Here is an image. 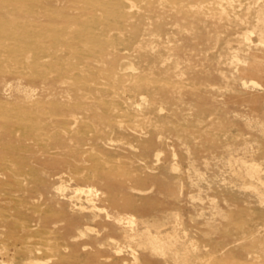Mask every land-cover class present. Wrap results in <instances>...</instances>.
I'll return each instance as SVG.
<instances>
[{
    "label": "rangeland",
    "instance_id": "obj_1",
    "mask_svg": "<svg viewBox=\"0 0 264 264\" xmlns=\"http://www.w3.org/2000/svg\"><path fill=\"white\" fill-rule=\"evenodd\" d=\"M148 1L151 0H146L145 3L144 0H137V6L140 8L129 9L131 15H135L136 11L146 14ZM199 1L188 0L187 3L191 7L192 2H195L194 5L200 3L196 4L198 7H192L196 11H205V14L199 15L198 18L204 20V23H224L226 29L211 26L207 27L209 30L201 31L199 24L192 21L187 25V30L182 28L183 23L178 22V19L167 15L161 17L159 26L145 20L148 30L140 33L139 46L116 42L112 53L117 59H121L118 73L127 77V74L136 71L140 77V87L134 81L135 78L130 77L119 78L114 87L112 80L99 73L104 63L100 65L93 62L91 58H87L85 51L82 60L76 62L78 65L66 66L70 68H67L69 73L66 76L56 72L50 74H53L50 80L52 79L54 85L45 86L23 78L11 80L12 86L18 84V88L6 90L0 87V264H27L24 260L29 255L42 259L45 264H135L136 261L137 264H264V102L257 105L247 99L249 94H254L259 87H264V73L242 74L240 68L245 65L236 62L234 58L235 55L244 56L241 41L246 38L257 40L261 37L258 28L264 25V9L261 10L260 7L256 16L251 17L246 8L252 5L260 6L264 0ZM0 2L2 11L4 7L20 10L28 8L25 0ZM97 12L102 14V10ZM14 16V13H8L11 19H14ZM108 16L104 14L102 19ZM132 19L133 22L137 21L136 17ZM169 19L173 22L168 21ZM49 22H53V25L55 20ZM105 22L101 20V23ZM106 28L108 30L102 32L100 28L95 27L99 36L88 33L82 40H87L85 42H88L90 48L100 49L105 46L106 40L120 35L117 27L109 25ZM128 28L132 30V26ZM176 31L181 33L176 34ZM85 42L79 41V44ZM206 42H209V45ZM140 45L144 50H141ZM254 51L257 55L264 53V43L259 44ZM161 52L166 55L163 56ZM141 53L149 54L150 57H139ZM27 59L25 55L12 54L8 49L0 53V65L6 63L8 68L32 73L33 65L28 63ZM178 60H182L181 63H178ZM77 68H89L98 78L94 76L77 80ZM138 68L140 72L137 71ZM223 69L226 71L223 72ZM199 74L203 76L198 78ZM241 75L242 78L239 77ZM159 82L162 84L159 85ZM85 83L90 88H85ZM76 87L82 88V91L78 92L82 98L73 101L67 97L72 106L75 107L79 101L97 103L100 99L103 102L119 103L115 107L116 115L119 116L114 119L125 124L124 129L131 134L143 131L142 128L151 133L155 128L163 130L166 144H158L149 151L142 142H136L135 137L129 138L128 142L127 139L114 135V143L111 142L113 146L103 144L106 150L112 151L108 153L105 148L101 152L100 140L94 138H88L83 143H73L71 139H67L66 144L56 142L48 133L51 131V135L63 134L62 128L59 125L54 128L51 122L54 117H51L50 105L45 104V101H55L57 98L66 100V91ZM247 91H250L249 94ZM142 96L145 99L141 100ZM197 101L201 103L200 106ZM193 104L196 107H193ZM80 113L82 126L74 129L68 126L66 129L74 131L73 133L94 135L91 133L95 132V114L84 110ZM166 117H169L168 121L164 122ZM161 122L162 126L159 124ZM25 128H28V133H25ZM108 128L111 129L110 126H102V133H106V129L111 133ZM185 128L192 133H186ZM192 134L195 136L192 143L194 146L189 150L186 144H191L193 138L189 141L186 136ZM19 135L20 137H17ZM63 135L65 138L70 137L66 133ZM80 145L85 148L87 154L78 156L73 152V149H78ZM247 148L251 152L245 155L243 150ZM230 152L234 153V157ZM242 156L260 163V168L263 169L259 173L262 184L259 179L254 180L252 184L253 180L243 183L238 171L240 162L235 160L236 157ZM99 163L101 166H120V171L115 172L116 175H103L100 177L102 180L98 178L101 185L97 181L79 182L78 173L82 174L81 169L86 168L83 175H87L92 173ZM111 177H116L114 184ZM138 178L139 182L136 181ZM111 181L113 186L118 183L117 187L115 186L117 191L112 193L117 195L112 197L113 195L109 194L102 200L103 194L100 190H104L108 183L109 186ZM94 183L97 184L96 187ZM249 184L253 186L249 187ZM61 185L68 186L65 195L58 190ZM80 185H91L94 195L97 194L96 204L99 211L92 212L91 216L95 218L90 216L87 221L83 217L75 220L77 218H71L69 214L73 212L74 203L79 204L75 200L69 205L76 187ZM128 194L130 202L127 200V203L133 204L129 207L124 206L123 202L128 199L124 198L128 197ZM116 197L120 199L118 204ZM134 197L137 198L135 202ZM81 202L88 205L85 198ZM87 224L92 226L89 231ZM27 225L32 228H26ZM77 228L85 233L76 238ZM52 229L55 235L51 233ZM155 235L175 243V246L162 253L152 246L155 244ZM130 244L135 248L130 247Z\"/></svg>",
    "mask_w": 264,
    "mask_h": 264
},
{
    "label": "bare ground",
    "instance_id": "obj_2",
    "mask_svg": "<svg viewBox=\"0 0 264 264\" xmlns=\"http://www.w3.org/2000/svg\"><path fill=\"white\" fill-rule=\"evenodd\" d=\"M137 0H25L26 6L28 8H26L27 10H20V8H14V9H10L9 7H4L3 11L2 9H0V53L4 52L5 49H8L12 54H21V55H25L26 59L28 60L27 62H31L33 65V72L28 73V72H21L18 70H14L11 68H8V64H2L0 65V87L2 89H6V90H12V88H18V84H14V86H12L11 84V80L12 81H17L20 79H27L30 81H34V82H40L42 84H44L45 86H48L52 83V79L50 80V78L53 76H50L51 73L56 72L59 73V75L61 76H66L67 73H69L68 71L70 70L69 67H66L67 65H73L76 64L77 61H81L83 55V51L86 52V56L87 58H91L90 60H92L93 62L96 63H100V65L102 64V62L104 63V65L101 67V69H99V73H101L102 75H104L108 80H112L111 83H113L112 85H115L118 83L117 81H119L122 77V79H125L127 77L130 78H135L134 81H136V84L138 87L141 86V84H139V79L140 77H138V75L136 74V71L134 73H129L127 74V77L120 75V73H118V66L121 63V59H117V57L115 56V54L112 53L113 48L115 47L116 42H123L125 44H127L128 46H135L138 45V37H140V33H142V31H147L148 30V23L145 20H149L151 21V23H153L154 25L159 26L160 22L159 20L162 19L161 17L167 16V15H171L173 17H175L176 19H178V22L183 23L182 28L183 29H187L188 30V26L190 22H197L200 26L201 31L204 30H209L207 29V27H215V28H225L226 29V24H219L218 22H213V23H204V20H202L201 18L199 19V15L205 14V11L203 9L201 10H193V6L198 7V4L196 6V4L194 5V3L196 2H192L193 6L191 7V5L189 6L187 3L188 0H181V1H177V0H151L148 1V4L146 5L148 7V11L146 14H141V12L136 11L134 12L135 15H131V11L132 9L135 8H140L139 6H137L136 3ZM146 0H144L145 3ZM194 1V0H193ZM201 1V0H200ZM199 1V2H200ZM203 1V0H202ZM58 2H61V4H58ZM206 2V0L204 1ZM203 2V4H204ZM1 3V2H0ZM191 3V4H192ZM202 4V5H203ZM206 4V3H205ZM1 5V4H0ZM144 5V4H143ZM164 6V7H162ZM205 6V5H203ZM252 5L249 6L248 8H246L248 10V14L251 17L256 16L257 12L259 11V8L261 7V10L264 9V3L262 5ZM162 7V8H161ZM207 7V6H205ZM1 8V7H0ZM208 8V7H207ZM210 8V7H209ZM10 9V10H8ZM130 9V10H129ZM235 11V8H233ZM102 10V14L99 15V13L97 11ZM142 10V9H141ZM8 13H14V19H11L10 17H8ZM104 14L109 15L106 19H102V17L104 16ZM133 17H136L137 21L133 22L134 19H132ZM132 19V20H131ZM50 20H55L54 24L51 25V23L53 22H49ZM101 20H105V23H101ZM168 21H172L171 19H169ZM173 22V21H172ZM109 25L115 26L117 27V29L120 32V35L117 36L115 39H108L105 41V46L101 47L100 49L98 48H90L88 45V42H85L87 40H82L83 37L86 36V34H91L92 36H99L97 32V30L95 29V27H98L101 29L102 32L107 31L108 29L106 27H108ZM177 25V24H176ZM192 25V24H191ZM194 25V24H193ZM132 26V30H130L128 27ZM151 26V25H150ZM196 26V25H195ZM198 26V25H197ZM258 26V25H257ZM256 26V27H257ZM177 27V26H175ZM178 28V27H177ZM191 28V26H190ZM189 28V29H190ZM194 28V27H193ZM199 28V27H198ZM174 29V28H173ZM192 29V28H191ZM190 29V31H191ZM260 30V38L257 40H252L250 38H246L245 41H241L243 47L241 49H243V53L244 56H234L235 61L236 62H240L243 63V65L240 68L241 73L242 74H261L264 73V53L257 55L256 51H254V49L259 46V44L264 43V25L260 26L258 28ZM169 30V29H168ZM167 30V31H168ZM223 30V29H222ZM88 31V32H87ZM157 31V30H156ZM95 32V33H94ZM159 32V31H158ZM177 32V31H176ZM165 33V32H164ZM175 33V30H174ZM181 33V32H177L176 34ZM185 33V32H184ZM204 33V32H203ZM229 33V32H228ZM148 34V33H147ZM145 34V35H147ZM161 34V33H160ZM193 34V33H191ZM190 34V35H191ZM198 35V34H197ZM151 36V35H150ZM196 36V35H195ZM199 36V35H198ZM208 36V35H207ZM193 37V36H192ZM172 38V37H170ZM198 38V37H196ZM148 39V38H147ZM165 40H168L166 38H164ZM206 39V38H205ZM173 40V39H172ZM218 40V39H217ZM224 40V38H223ZM230 40V39H229ZM79 41L81 42H85L84 44H79ZM154 41V40H152ZM175 41V40H173ZM206 41H209V39H206ZM214 41V40H213ZM10 42V43H9ZM196 42V41H195ZM218 42V41H217ZM216 42V43H217ZM259 42V44H258ZM150 44H152V42H149ZM148 43V44H149ZM159 43V42H158ZM172 43V42H171ZM193 43V42H192ZM209 42H206L207 45ZM215 43V42H213ZM222 43V42H221ZM224 43V42H223ZM140 44V41H139ZM143 44V43H142ZM149 44V45H150ZM156 44V43H155ZM226 44V42L224 43ZM149 45H147V47H149ZM120 46V45H119ZM139 46V45H138ZM152 46V45H150ZM160 46V45H159ZM188 46V45H187ZM89 47L88 49L84 50L83 48ZM154 47V46H153ZM174 47V46H172ZM141 48V45H140ZM150 48V47H149ZM207 48V47H206ZM118 49V48H117ZM136 49V48H135ZM143 48H141L142 50ZM154 49H156L154 47ZM195 50V48H193ZM116 50V49H114ZM121 50V49H120ZM125 50V49H124ZM144 50V49H143ZM146 50V49H145ZM175 50V49H174ZM173 50V52L175 53V51ZM189 50V49H188ZM197 50V49H196ZM117 51V50H116ZM128 51V50H127ZM135 51V50H134ZM147 51V50H146ZM172 51V50H171ZM185 51V50H184ZM122 52V51H121ZM139 52V51H137ZM129 53V52H128ZM135 53V52H134ZM163 54V52H161ZM208 53V52H207ZM170 54V53H169ZM190 54V53H189ZM123 55V54H122ZM131 55V54H130ZM134 55V54H133ZM132 55V57H133ZM147 55V54H146ZM146 55L144 53H141L139 57H146ZM166 55V54H165ZM163 54V56H165ZM135 56V55H134ZM147 56L150 57V55L148 54ZM192 57V56H190ZM178 59V58H177ZM18 60V59H16ZM124 60V59H123ZM140 60V59H139ZM176 60V59H175ZM180 60V59H179ZM178 60V61H179ZM21 61V60H20ZM88 61V60H87ZM169 61V60H168ZM168 61L166 63H168ZM177 61V62H178ZM182 61V60H181ZM181 61H179L178 63H181ZM184 61V60H183ZM207 61V60H206ZM143 62V61H142ZM150 62H152L150 60ZM175 65L176 61H174ZM185 63V61H184ZM189 63V62H188ZM245 63V64H244ZM91 64V63H90ZM227 64V63H226ZM78 65V64H76ZM82 65V64H81ZM163 65V63H162ZM84 66V65H82ZM89 66V65H88ZM133 66V64H131V67ZM155 66V65H154ZM161 66V65H160ZM159 66V67H160ZM164 66V65H163ZM181 66V65H180ZM224 66V65H223ZM230 66V65H229ZM90 67V66H89ZM166 67V66H165ZM203 67V66H202ZM8 68V69H6ZM67 68H69V70H67ZM177 68V66L175 67ZM232 68V67H231ZM73 71L74 68H72ZM79 70V72L77 71L76 77L77 80L80 79H89L88 77H96V73L93 72L91 69H84V68H77ZM135 69V68H134ZM132 67V70H134ZM157 70V69H156ZM162 70V67L161 69ZM230 70V69H228ZM227 70V71H228ZM139 71V68L138 70ZM207 71V70H205ZM226 70L223 69V72H225ZM231 71V70H230ZM140 72V71H139ZM163 72V70H162ZM195 72V71H194ZM200 72V71H199ZM202 72V71H201ZM74 73V72H72ZM76 73V72H75ZM154 73V72H153ZM159 73V72H158ZM161 73V72H160ZM165 73V71H164ZM182 73V72H181ZM198 73V72H196ZM168 74V73H167ZM224 74V73H223ZM227 75L231 76L230 74L226 73ZM234 74V73H233ZM73 75V74H72ZM71 75V76H72ZM75 75V74H74ZM99 75V74H98ZM178 76V74H176ZM195 75V74H194ZM141 76V75H140ZM203 75H197L198 78H201ZM223 76V75H222ZM228 76V77H229ZM73 77V76H72ZM102 77V76H101ZM152 78L154 76H151ZM181 77V76H179ZM185 77V76H184ZM232 77V76H231ZM240 78H242V75L239 76ZM98 78V77H96ZM95 78V79H96ZM157 78V77H156ZM164 78V77H163ZM166 78V77H165ZM239 78V80H240ZM76 79V78H75ZM95 79H93V81H95ZM106 79V80H107ZM149 79V77H148ZM147 79V80H148ZM162 79V78H161ZM174 79V78H173ZM227 79V78H226ZM238 79V78H236ZM55 80V79H54ZM133 80V79H132ZM169 80V79H168ZM184 79V83H185ZM202 80V79H201ZM263 80V79H261ZM58 81V80H57ZM70 81V80H69ZM91 81V80H90ZM142 81V80H141ZM199 81V80H198ZM206 82V80H204ZM75 82V81H74ZM82 82V81H81ZM103 82V81H102ZM106 82V81H105ZM104 82V83H105ZM124 82V81H123ZM149 82V81H146ZM183 82V81H182ZM187 82V81H186ZM189 82V81H188ZM227 82V81H226ZM60 83V82H59ZM58 83V84H59ZM174 84V81L172 82ZM180 84H182L181 82H179ZM183 83V84H184ZM201 83V82H200ZM199 83V84H200ZM251 84V82H249ZM91 84V83H90ZM93 84V83H92ZM145 84V83H144ZM162 84V83H161ZM159 82V85H161ZM179 84V85H180ZM186 84V83H185ZM190 84V83H189ZM249 84V85H250ZM36 85V84H35ZM54 85V84H53ZM57 85V82H56ZM85 88H90L86 83L84 84ZM123 85V84H122ZM178 85V83H177ZM187 85V84H186ZM184 85V87L186 86ZM191 85V84H190ZM188 85V86H190ZM234 85V84H232ZM238 85V84H237ZM243 85V84H241ZM240 85V86H241ZM256 85V84H255ZM59 86V85H58ZM73 86V85H72ZM75 86V85H74ZM73 86V87H74ZM95 86V85H94ZM195 86V85H194ZM212 86V85H211ZM236 86V85H235ZM244 86V85H243ZM42 87V85H41ZM64 87V86H63ZM66 87V86H65ZM109 87V86H108ZM123 87V86H122ZM168 87V85H167ZM197 87V86H196ZM234 87V86H233ZM251 87V86H250ZM53 88V87H52ZM57 88V87H56ZM68 88V85H67ZM84 88V87H83ZM144 88V87H141ZM182 88V87H181ZM199 89V87H197ZM42 89V88H41ZM44 89H47L44 87ZM55 89V88H54ZM82 88L80 87H76L73 89H68L67 92V96L65 97L64 94L63 96L65 97V99L68 97V99L73 100L74 99H79L82 98L80 97V95H78V92L81 90ZM107 89V88H106ZM145 89V88H144ZM153 89V88H152ZM156 89V88H155ZM164 89V88H163ZM180 89V88H179ZM192 89V88H191ZM239 89V88H238ZM253 89V87H252ZM50 90V89H49ZM59 90V89H58ZM66 90V89H65ZM93 90V89H92ZM100 90V89H99ZM119 90V88H118ZM158 90V89H157ZM184 90V89H183ZM194 90V89H192ZM209 91H211L210 89H208ZM241 90V89H240ZM43 91V90H41ZM57 91V90H56ZM63 91V90H62ZM82 91V90H81ZM149 91V90H148ZM153 91V90H152ZM161 91V90H160ZM164 91V90H163ZM167 91V90H166ZM237 91V90H236ZM40 91H38L39 93ZM54 92V91H53ZM52 92V94H53ZM110 92V91H109ZM157 92V91H156ZM205 92V91H204ZM239 92V91H238ZM242 92V91H241ZM240 92V93H241ZM250 92V91H249ZM249 92L247 91V93L249 94ZM261 92V93H260ZM2 93V92H1ZM41 93V92H40ZM57 93V92H56ZM61 93V90H60ZM64 93V91H63ZM80 93V92H79ZM177 93V92H176ZM180 93V92H179ZM245 93V92H244ZM51 94V95H52ZM58 94V93H57ZM105 94V93H104ZM112 94V93H111ZM116 94V93H115ZM178 94V93H177ZM205 94V93H204ZM41 95V94H40ZM55 95V94H54ZM139 95L141 96V94L139 93ZM148 95V93H147ZM175 95V94H174ZM179 95V94H178ZM177 95V96H178ZM243 95V93H242ZM48 96V95H47ZM61 96V97H63ZM161 96V95H160ZM182 96V95H181ZM196 96V95H195ZM245 96H247V94L245 93ZM249 97H247V99L251 100L252 102H254L255 104L259 105L262 102H264V87H259L257 89V92H255L254 94H249ZM46 97V96H44ZM84 97V96H83ZM146 97V96H145ZM156 97V96H155ZM163 97V96H162ZM241 97V96H240ZM143 96L141 97V100H143ZM147 98V97H146ZM127 99V98H125ZM145 99V98H144ZM157 99V98H156ZM163 99V98H162ZM46 100V99H45ZM52 100V99H51ZM45 101V104L50 105V115L51 117H54V120L51 121L54 128L57 127V125L61 126L63 134L66 133L67 135L69 134L70 137L65 138V135H63L62 133H56V135H51V131L50 136L59 143H64L66 144L68 142L69 139L73 140L77 142V143H83L86 139L88 138H94L96 140H100V146L99 148H102L101 152H103V149L105 148L103 146V144L106 145V143L110 146H113V144L111 143L113 141V137L114 135H119V138L121 139H127L126 141L130 142L129 138H133L135 137V141L137 142H142V144H144V146L146 147L147 150H151L154 146H157L158 144H164L165 140L163 138V130L159 131L155 128V130L151 131L149 130H145L142 128L143 131L138 132L135 134H131L127 131V129H124L125 124L123 125V123H121V121L119 120H115L114 118L117 114V111L115 109L116 106L119 105V103H114L112 101H106L103 102L101 101V99L99 100L100 102L97 101V103L95 102H77L78 104H76V106H72V102H70V100H59V98H57L55 101ZM86 100V99H85ZM152 101H154L153 99H151ZM77 101V100H75ZM96 101V100H95ZM161 101V100H160ZM10 102V101H8ZM163 102V100H162ZM170 102V101H169ZM176 102V101H175ZM198 102V101H197ZM23 103V102H22ZM75 103V102H73ZM94 103V104H93ZM132 103V102H131ZM138 103V102H137ZM143 102H140V104ZM172 103V102H171ZM170 103V104H171ZM11 104V103H10ZM144 104V103H143ZM142 104V105H143ZM147 104V103H146ZM175 104V103H174ZM201 104L198 102V105ZM149 105L152 106V104L150 103ZM154 105V104H153ZM193 107H196L195 104H193ZM38 106V105H37ZM131 106V105H130ZM200 106V105H199ZM204 106L201 105V107ZM44 107V106H43ZM42 107V109H43ZM120 107V106H119ZM141 107V105H140ZM139 107V108H140ZM159 107V106H158ZM158 107H156L158 109ZM176 107V106H175ZM45 108V107H44ZM143 108V106H142ZM140 108V110L142 109ZM162 109V107H160ZM39 109V107H38ZM167 109V108H166ZM45 110V109H44ZM43 110V111H44ZM81 110H84L85 112H90V113H94V120L96 119L97 121L94 123L95 127V132L91 133L94 135H90L89 133H81L79 134L78 132L73 133L72 130L69 131V129H66L68 126L71 129L74 128H78L81 125V121H80V117L79 115L81 114ZM103 110V111H102ZM143 110V109H142ZM147 110V109H146ZM163 110V109H162ZM161 110V111H162ZM165 110V109H164ZM163 110V111H164ZM174 110V109H173ZM38 111V110H37ZM156 111V110H155ZM159 111V110H158ZM160 111V112H161ZM167 111V110H166ZM46 111H44L45 113ZM168 112V111H167ZM181 112V111H179ZM178 112V113H179ZM191 112V111H190ZM49 113V112H48ZM159 113V112H157ZM162 113V112H161ZM176 113V114H178ZM46 114V113H45ZM193 115V114H192ZM196 115V114H195ZM203 115V114H201ZM205 115L207 116V114L205 113ZM204 115V116H205ZM83 116V115H82ZM81 116V117H82ZM204 116H200V118H203ZM216 116V115H215ZM7 117V116H6ZM59 117V118H58ZM58 118V119H57ZM169 118V117H168ZM168 118L166 117L164 119V122L168 121ZM182 118V117H181ZM188 118V117H187ZM83 119V118H81ZM124 119V118H123ZM172 119V118H170ZM183 119V118H182ZM12 120V119H11ZM10 121V119H9ZM173 121V120H172ZM202 121V120H201ZM216 121V120H215ZM93 122V121H92ZM131 122V121H130ZM197 122V121H196ZM218 122V121H217ZM262 122V121H261ZM133 123V122H132ZM137 123V122H136ZM264 123V122H263ZM141 124V123H140ZM161 124V126L163 125V123H159ZM25 125V124H24ZM96 126L98 127V130L96 131ZM102 126H110L111 129H109L111 131V133L107 132L106 129V133L103 132L102 133ZM158 127L160 125H157ZM206 127V125H205ZM204 127V128H205ZM208 127V125H207ZM89 128V127H87ZM209 128V127H208ZM207 128V129H208ZM2 129V128H1ZM0 129V130H1ZM169 129V128H168ZM197 129V128H196ZM46 130V129H45ZM44 130V132H45ZM167 130V129H165ZM199 130V129H198ZM197 130V131H198ZM28 131V128H25V133ZM43 131V129H42ZM186 133H192L191 131L187 130V128H185L184 130ZM196 131V130H195ZM47 132V131H46ZM183 132V131H182ZM19 133V132H18ZM28 133V132H27ZM181 133V132H180ZM12 134V133H11ZM6 135V134H4ZM8 135V134H7ZM13 135V134H12ZM46 135V134H45ZM185 135V134H184ZM49 136V135H48ZM168 137H170L169 135H167ZM10 137V136H9ZM17 137H20L17 136ZM180 137V136H179ZM13 138V137H12ZM11 138V139H12ZM23 138V137H22ZM167 137H165L166 139ZM187 140L191 141L192 138V142L191 144H186V146H188L189 150L194 146L192 143H194V139L195 136L192 135H188L186 136ZM41 139V138H40ZM39 139V140H40ZM68 139V140H67ZM6 140V139H5ZM3 140V141H5ZM124 140V142H125ZM44 141L41 140V142ZM110 141V142H109ZM44 143V142H43ZM48 143H50L48 141ZM77 143L75 145H77ZM114 143V141H113ZM47 144V143H46ZM141 144V145H142ZM166 144V143H165ZM54 145V144H53ZM84 145V144H83ZM86 146H88L86 144ZM93 147V145H91ZM96 146V145H95ZM94 146V148H95ZM63 148L65 146H62ZM133 147V145L131 144V148ZM232 147V146H231ZM98 148V145H97ZM98 148V149H99ZM230 148V146H229ZM227 150V147L225 148ZM224 149V150H225ZM59 150V149H57ZM61 150V149H60ZM70 150V148H69ZM106 150V148H105ZM188 150V149H187ZM188 150V151H189ZM108 153L110 152L109 150H106ZM228 151V150H227ZM73 152L75 154H77L78 156L81 154H87L85 148H82V145H80L78 147V149L75 147V149H73ZM106 152V153H107ZM112 152V151H111ZM110 152V153H111ZM249 152H251L250 150L245 149L243 150V153L245 155H247ZM107 153V154H108ZM116 153V152H115ZM239 153V152H238ZM114 154V153H112ZM231 156L234 157V153H231ZM259 154V153H258ZM121 156V155H120ZM156 156L158 157V154H156ZM15 157V156H14ZM93 157V155H92ZM97 157V156H96ZM177 157V156H176ZM25 158V157H24ZM81 158V157H80ZM79 158V159H80ZM98 158V157H97ZM159 158V157H158ZM157 158V159H158ZM95 159V158H94ZM96 160V159H95ZM117 160V159H115ZM232 160V158H231ZM236 161L240 162V166L238 171L240 172V176L243 179V183L246 184L248 182H246L247 180H253L252 182H255L256 179H259L261 184H262V178L259 177V173L260 171H262L263 169L260 168V163H257L256 161L247 158L246 156H242V158H238L236 157L235 159ZM77 161V160H76ZM104 161V160H103ZM99 162V161H98ZM232 162V161H230ZM237 162V163H238ZM81 164V163H79ZM107 164V162H106ZM119 164V163H118ZM232 164V163H231ZM69 166V165H68ZM120 166H101L100 163L97 167H94L95 170L92 171V173H89L87 175H83V170H87L86 168L81 169L82 174H79V182H98L97 180L98 178L102 177L103 175H107L110 176L113 173L116 175L115 172L120 171ZM177 167V166H176ZM93 168V169H94ZM78 169V168H77ZM179 169V167H178ZM89 170V169H88ZM92 170V169H91ZM125 170V169H123ZM79 171V172H81ZM90 171V170H89ZM237 171V169H236ZM124 172V171H123ZM119 173V172H118ZM122 174V172H120ZM237 173V172H236ZM263 172H261L262 174ZM81 174V175H80ZM123 175V174H122ZM114 176V175H113ZM119 177V175L117 176ZM123 177V176H122ZM125 177V176H124ZM123 177V178H124ZM128 177V176H127ZM59 178V177H58ZM113 180L110 182V185L108 186L107 181L105 182L107 184V186L105 187V189L100 190L103 194V196L101 197L102 200L103 198H105L106 195L112 194L114 193L116 190V187L118 185V183H116V185H112L114 184L115 178L111 177ZM126 178V177H125ZM101 179V178H100ZM108 179V178H107ZM118 180L121 178H117ZM127 179V178H126ZM125 179V181H126ZM139 179V178H138ZM136 181H140L139 180ZM102 180V179H101ZM124 181V179H122ZM255 180V181H254ZM128 181V179H127ZM96 182V183H97ZM102 182V181H101ZM246 182V183H245ZM85 183V182H83ZM96 183L95 187H96ZM112 183V184H111ZM250 183V182H249ZM104 184V183H103ZM102 184V185H103ZM140 184V183H139ZM249 184V187H252L253 185ZM101 185V184H99ZM124 185V184H123ZM142 185V184H141ZM251 185V186H250ZM116 186V187H115ZM248 186V185H246ZM258 186V185H257ZM249 187H246L249 189ZM259 187V186H258ZM68 186L67 185H61L58 187V190L60 192H62L64 194L65 190H67ZM143 188V187H142ZM244 188V187H243ZM254 188V187H253ZM257 188V187H255ZM92 186L89 185L88 187L86 186H78L75 189L74 192V196L71 197V203H69V205L75 202V200L79 203V204H75L73 206V212L69 213L71 215V218H77L75 220H79L81 219L80 217L86 218L85 221H87L90 216L92 215V212H95L96 210L99 209V207L96 204V195H94V192L92 190ZM137 189H138V185H137ZM95 190V189H94ZM141 190V189H140ZM99 191V190H98ZM257 191H261V190H257ZM122 197L123 195L121 193H119ZM260 194V193H259ZM65 195V194H64ZM113 195V194H112ZM115 195H117L115 193ZM115 195H113L112 197H114ZM262 195V194H260ZM128 197L124 196V198H128L126 199V201L124 200V206H132L133 204L131 203H127V200H129V194L127 195ZM131 196V195H130ZM132 197V196H131ZM85 198V200L87 201L88 205H85L83 202H81L83 199ZM98 198V196H97ZM133 198V197H132ZM111 199V198H110ZM115 200V198H113ZM117 199V197H116ZM134 202L137 200V198L134 197ZM118 200V199H117ZM116 201V200H115ZM120 199L117 202H119ZM122 201V200H121ZM112 202V201H111ZM111 202L108 201V203L112 204ZM122 202V203H123ZM130 202V200H129ZM214 202V201H213ZM107 203V204H108ZM127 203V204H126ZM63 204V202H62ZM118 204V203H117ZM126 204V205H125ZM138 204V203H137ZM135 203V205H137ZM264 204V203H263ZM140 205V204H139ZM123 206V204H122ZM123 206V207H124ZM71 208V207H70ZM136 208V207H135ZM134 208V209H135ZM129 209V208H128ZM99 211V210H98ZM105 211V210H104ZM128 211V210H127ZM129 212V211H128ZM63 213V212H62ZM109 215V214H108ZM93 217V216H91ZM108 217V216H107ZM95 218V217H93ZM181 219V218H180ZM83 220V219H82ZM84 221V220H83ZM129 221V220H128ZM180 221V220H179ZM134 223V222H133ZM133 223H131V225H133ZM79 224V223H78ZM24 226V224H23ZM165 226V225H164ZM240 226V225H239ZM86 227L88 228V231L92 229V226L87 224ZM26 228H32L31 225H27ZM95 230V229H93ZM53 229L51 230V233ZM31 232V231H30ZM57 232V231H56ZM77 235L75 236L76 238L78 236H80L81 234H84L85 232L82 229H78L77 228ZM94 232V231H93ZM54 235L56 234L55 232L53 233ZM61 234V233H60ZM47 235H49L47 233ZM44 235H42L43 237ZM152 237V236H150ZM36 238V237H35ZM153 238V237H152ZM174 238V236H173ZM154 242L155 244L152 245L155 248H158V250H160L161 252L163 251H168V249L171 250L172 246H175V243H171L170 241H167L165 239H161L160 236L155 235L154 236ZM62 240V239H61ZM113 241V240H112ZM65 242V241H64ZM69 243V242H68ZM198 243V242H197ZM27 244V243H26ZM28 246V245H26ZM133 245L130 244V247H132ZM41 247V246H40ZM39 248V247H38ZM42 248V247H41ZM50 248V247H49ZM132 248H135L134 246ZM121 249V247H120ZM173 249V248H172ZM18 250V249H17ZM50 250V249H49ZM125 250V249H124ZM132 250V249H131ZM133 251V250H132ZM120 252V251H119ZM160 252V253H161ZM162 252V253H163ZM33 253V252H32ZM134 253V251H133ZM158 253V252H156ZM224 253V252H223ZM31 254V253H30ZM165 255V254H164ZM9 256V255H8ZM137 257V256H136ZM134 258V257H133ZM8 259V258H7ZM51 259V258H50ZM136 259V258H135ZM138 260V258H137ZM25 263L27 264H45V262L40 259V258H36L33 257L32 255H29L28 258H26V260H24ZM11 263V261H10ZM137 264V261L136 263Z\"/></svg>",
    "mask_w": 264,
    "mask_h": 264
}]
</instances>
